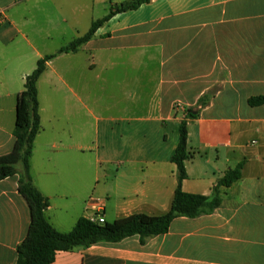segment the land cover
I'll list each match as a JSON object with an SVG mask.
<instances>
[{"label":"crops","instance_id":"0c3cea01","mask_svg":"<svg viewBox=\"0 0 264 264\" xmlns=\"http://www.w3.org/2000/svg\"><path fill=\"white\" fill-rule=\"evenodd\" d=\"M125 1L0 0V157L14 148L19 97L38 62ZM37 88L42 128L30 176L62 234L95 214L91 199L106 223L167 214L184 121L183 192L210 197L244 164L212 214L177 218L144 245L134 236L59 252L53 264H264V106L249 105L264 98V0H151L48 62ZM16 169L0 181V264H17L31 222Z\"/></svg>","mask_w":264,"mask_h":264},{"label":"trees","instance_id":"16d2710c","mask_svg":"<svg viewBox=\"0 0 264 264\" xmlns=\"http://www.w3.org/2000/svg\"><path fill=\"white\" fill-rule=\"evenodd\" d=\"M151 0H126L112 5L109 13L94 22L89 32L62 48L57 54L40 60L36 70L25 79L24 91L19 97L17 121L14 130L15 145L12 152L0 157V181L15 176L16 167L22 165L19 180V194L27 201L31 222L26 239L18 246L17 264H53L59 252H70L75 249H88L101 243L116 244L127 238L139 236L141 244L160 235L167 234L171 224L177 218L195 219L210 215L221 206V188H229L241 179L244 164L226 172L218 182L210 197L187 194L182 185L187 179L185 163L188 154L187 121L179 128V143L172 157L177 167V188L170 211L159 217L132 215L113 223L95 224L87 218L78 220L74 229L62 234L54 229L46 217L49 201L34 187L30 176V159L37 136L41 133V114L37 84L45 73L47 63L62 54L77 53L91 41L95 33L117 15L135 11ZM252 107L264 106V98L249 100ZM199 113L188 112V119H196Z\"/></svg>","mask_w":264,"mask_h":264},{"label":"built area","instance_id":"2783aa9c","mask_svg":"<svg viewBox=\"0 0 264 264\" xmlns=\"http://www.w3.org/2000/svg\"><path fill=\"white\" fill-rule=\"evenodd\" d=\"M89 210L95 211V214L88 218L91 222L95 224H105L106 223L103 217V214H102L103 208L99 204V200L91 199L89 201Z\"/></svg>","mask_w":264,"mask_h":264},{"label":"rangeland","instance_id":"374dc122","mask_svg":"<svg viewBox=\"0 0 264 264\" xmlns=\"http://www.w3.org/2000/svg\"><path fill=\"white\" fill-rule=\"evenodd\" d=\"M40 87H41V94L44 95V96H48V92H49V89H50L49 75L44 77L43 81L40 83ZM46 124L49 126L48 123H46ZM43 136H45V135H43Z\"/></svg>","mask_w":264,"mask_h":264}]
</instances>
